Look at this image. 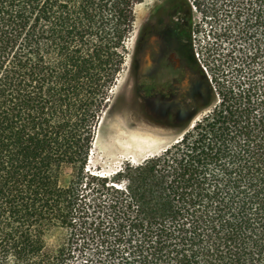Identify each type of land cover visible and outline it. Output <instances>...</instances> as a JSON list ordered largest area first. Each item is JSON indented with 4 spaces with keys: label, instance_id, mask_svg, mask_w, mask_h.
Returning a JSON list of instances; mask_svg holds the SVG:
<instances>
[{
    "label": "trees",
    "instance_id": "16d2710c",
    "mask_svg": "<svg viewBox=\"0 0 264 264\" xmlns=\"http://www.w3.org/2000/svg\"><path fill=\"white\" fill-rule=\"evenodd\" d=\"M144 1L0 0V264H264V0H218L214 111L89 182Z\"/></svg>",
    "mask_w": 264,
    "mask_h": 264
},
{
    "label": "rangeland",
    "instance_id": "374dc122",
    "mask_svg": "<svg viewBox=\"0 0 264 264\" xmlns=\"http://www.w3.org/2000/svg\"><path fill=\"white\" fill-rule=\"evenodd\" d=\"M187 1L191 3V26L194 29L192 40L196 52L199 54L198 59L201 60L202 70L212 87L213 99L195 115L183 130L178 132L156 129L139 121L136 113L137 105L130 94L133 82L135 24L133 32L126 41V63L118 77L111 106L103 117L90 153L86 169L89 182L92 180L90 178L92 176L113 178L126 167H137L147 159L162 153L184 137L220 104L218 85L215 81V77H217L215 68L218 67L219 56L228 53L230 48L223 29L225 26L220 22L223 9L218 0ZM163 2L165 0H145L139 4L136 9V23L145 18L154 7L162 5ZM71 173V170H68L67 174ZM86 195V211L83 221L88 223L87 227L89 228V222L95 215L93 187H89ZM76 255L78 259L76 264H82L83 260L89 257V250L87 249L83 253L76 252Z\"/></svg>",
    "mask_w": 264,
    "mask_h": 264
},
{
    "label": "flooded vegetation",
    "instance_id": "af4514ba",
    "mask_svg": "<svg viewBox=\"0 0 264 264\" xmlns=\"http://www.w3.org/2000/svg\"><path fill=\"white\" fill-rule=\"evenodd\" d=\"M165 0L137 21L131 96L149 127L183 130L213 99L192 37L190 12Z\"/></svg>",
    "mask_w": 264,
    "mask_h": 264
}]
</instances>
